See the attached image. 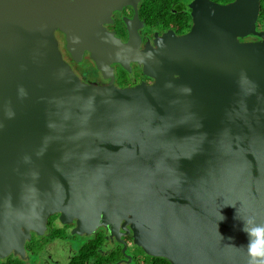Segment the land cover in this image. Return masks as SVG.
Returning <instances> with one entry per match:
<instances>
[{"label": "water", "instance_id": "95a60500", "mask_svg": "<svg viewBox=\"0 0 264 264\" xmlns=\"http://www.w3.org/2000/svg\"><path fill=\"white\" fill-rule=\"evenodd\" d=\"M38 2L0 0V239L22 245L54 213L77 227L127 213L137 245L173 264H249L244 221L264 223L259 0L194 5L189 31L144 59L153 81L130 87L82 81L53 34L70 49L75 6Z\"/></svg>", "mask_w": 264, "mask_h": 264}, {"label": "flooded vegetation", "instance_id": "af4514ba", "mask_svg": "<svg viewBox=\"0 0 264 264\" xmlns=\"http://www.w3.org/2000/svg\"><path fill=\"white\" fill-rule=\"evenodd\" d=\"M59 1L75 6L67 23L68 29L74 27L70 49L66 34L58 27L53 31L62 58L74 73L87 83L130 87L153 81L144 72V59L157 54L158 38L189 31L194 5L202 0ZM207 1L227 4L234 0ZM259 7L262 11L264 0H259ZM255 30H264L259 14ZM238 40L255 43L263 39L249 34ZM80 221L77 227L76 218L63 221L54 213L47 217L44 231H30L22 245L0 239V264H173L137 245L127 213Z\"/></svg>", "mask_w": 264, "mask_h": 264}, {"label": "clouds", "instance_id": "9594fccd", "mask_svg": "<svg viewBox=\"0 0 264 264\" xmlns=\"http://www.w3.org/2000/svg\"><path fill=\"white\" fill-rule=\"evenodd\" d=\"M223 219L221 215L220 220ZM243 231L248 234L249 264H264V223H257L254 217H250L244 221Z\"/></svg>", "mask_w": 264, "mask_h": 264}, {"label": "trees", "instance_id": "16d2710c", "mask_svg": "<svg viewBox=\"0 0 264 264\" xmlns=\"http://www.w3.org/2000/svg\"><path fill=\"white\" fill-rule=\"evenodd\" d=\"M259 16H260V20H261V18L264 20V8H263V10L261 11H259Z\"/></svg>", "mask_w": 264, "mask_h": 264}]
</instances>
